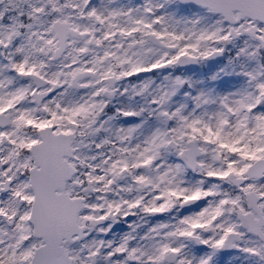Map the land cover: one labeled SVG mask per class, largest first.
<instances>
[{
	"label": "snow or ice",
	"instance_id": "snow-or-ice-1",
	"mask_svg": "<svg viewBox=\"0 0 264 264\" xmlns=\"http://www.w3.org/2000/svg\"><path fill=\"white\" fill-rule=\"evenodd\" d=\"M0 264H264V0H0Z\"/></svg>",
	"mask_w": 264,
	"mask_h": 264
},
{
	"label": "rangeland",
	"instance_id": "rangeland-1",
	"mask_svg": "<svg viewBox=\"0 0 264 264\" xmlns=\"http://www.w3.org/2000/svg\"><path fill=\"white\" fill-rule=\"evenodd\" d=\"M214 69V67L211 69V71ZM211 73V72H210ZM189 77H192L194 80L202 81V77L199 73L191 72V74L188 75ZM237 79V78H236Z\"/></svg>",
	"mask_w": 264,
	"mask_h": 264
}]
</instances>
